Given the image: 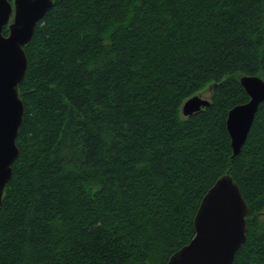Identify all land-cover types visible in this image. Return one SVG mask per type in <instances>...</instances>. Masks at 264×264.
Returning <instances> with one entry per match:
<instances>
[{"label": "trees", "instance_id": "trees-1", "mask_svg": "<svg viewBox=\"0 0 264 264\" xmlns=\"http://www.w3.org/2000/svg\"><path fill=\"white\" fill-rule=\"evenodd\" d=\"M53 1L24 46L0 264H166L226 173L248 204L232 264H264V101L236 156L226 125L240 76L264 78V0Z\"/></svg>", "mask_w": 264, "mask_h": 264}, {"label": "water", "instance_id": "water-1", "mask_svg": "<svg viewBox=\"0 0 264 264\" xmlns=\"http://www.w3.org/2000/svg\"><path fill=\"white\" fill-rule=\"evenodd\" d=\"M14 3V5H13ZM53 0H0V103L3 106V138L0 139V206L12 166L19 154L16 142L24 113L18 85L26 73L24 46L33 38L38 22L53 6ZM7 26L8 34H4ZM240 83L249 98L233 106L226 125L233 156L245 143L257 110L264 101V78L242 75ZM210 96H211V87ZM210 98L196 93L187 98L181 112L188 116L208 106ZM221 189H224L221 193ZM221 193V194H220ZM248 204L240 185L226 173L209 187L194 216L195 233L188 243L172 253L166 264H232L246 240Z\"/></svg>", "mask_w": 264, "mask_h": 264}, {"label": "snow or ice", "instance_id": "snow-or-ice-1", "mask_svg": "<svg viewBox=\"0 0 264 264\" xmlns=\"http://www.w3.org/2000/svg\"><path fill=\"white\" fill-rule=\"evenodd\" d=\"M0 91H2V84H0ZM2 138H3V106H2V103H0V139ZM223 191L225 190L221 189V193Z\"/></svg>", "mask_w": 264, "mask_h": 264}, {"label": "rangeland", "instance_id": "rangeland-1", "mask_svg": "<svg viewBox=\"0 0 264 264\" xmlns=\"http://www.w3.org/2000/svg\"><path fill=\"white\" fill-rule=\"evenodd\" d=\"M203 97L210 98V88L208 86L203 90L200 91V93Z\"/></svg>", "mask_w": 264, "mask_h": 264}]
</instances>
